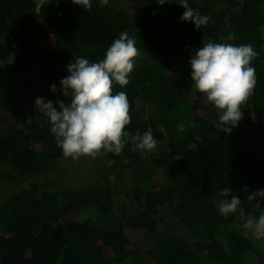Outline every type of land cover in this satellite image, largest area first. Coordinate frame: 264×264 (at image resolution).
Returning <instances> with one entry per match:
<instances>
[{
	"label": "trees",
	"instance_id": "trees-1",
	"mask_svg": "<svg viewBox=\"0 0 264 264\" xmlns=\"http://www.w3.org/2000/svg\"><path fill=\"white\" fill-rule=\"evenodd\" d=\"M157 2L92 0L85 10L72 0H0V179L27 180L0 201V264H264L236 215L218 211L229 187L259 215L247 196L264 188V154L256 158L239 143L242 124L264 134V0H189L209 18L199 30L180 21L179 4ZM121 35L139 52L129 84L112 86L113 94L127 93L129 136L119 155L104 158L113 169L132 168L141 157L131 149L151 127L153 162L168 165L170 175L167 187L132 188L133 214L108 185L63 189L38 180L63 154L36 98L68 103L59 84L67 66L102 60ZM209 42L250 43L258 53L255 87L230 134L213 127L221 110L191 79L190 53Z\"/></svg>",
	"mask_w": 264,
	"mask_h": 264
},
{
	"label": "clouds",
	"instance_id": "clouds-1",
	"mask_svg": "<svg viewBox=\"0 0 264 264\" xmlns=\"http://www.w3.org/2000/svg\"><path fill=\"white\" fill-rule=\"evenodd\" d=\"M74 4L89 10L92 0H72ZM108 0H100V5H107ZM160 6L171 3L169 0H158ZM184 12L181 22H191L196 29L208 23V17L198 8L190 6L189 0H178ZM233 39L232 36L228 37ZM139 55L135 40L121 35L106 50L105 56L98 62L87 58H76L67 66L68 75L59 81L60 91L68 99L49 100L43 97L35 100L34 107L50 124V132L55 138L57 147L65 158L78 159L80 156L95 158L101 149L119 155L129 132L124 131L130 122V104L126 92L113 94V83L121 87L129 84V73L134 70L135 58ZM258 55L252 44L235 45L231 43L203 44L190 53V74L195 89L204 93L207 101L221 110L218 121H212L213 127L225 134H230L243 117L241 105L246 102L255 87V68L251 65ZM50 91H58L56 84ZM183 132L185 126L178 125ZM167 135L166 129H158ZM157 141L153 130L148 128L138 136V142L131 149L144 155L156 148ZM225 197L218 204L222 216L236 215L245 229H255L264 233V188L248 194L249 201L256 202L259 215L246 212L242 199L233 194L229 187L220 191ZM230 197V199H227Z\"/></svg>",
	"mask_w": 264,
	"mask_h": 264
},
{
	"label": "rangeland",
	"instance_id": "rangeland-1",
	"mask_svg": "<svg viewBox=\"0 0 264 264\" xmlns=\"http://www.w3.org/2000/svg\"><path fill=\"white\" fill-rule=\"evenodd\" d=\"M169 2L171 3L165 5L177 3L178 0H169ZM14 57L15 55L12 59ZM136 58L134 63H136ZM148 113H152V109L148 108ZM148 113L145 114L146 117L150 116ZM241 127L245 130V135L239 146L248 149L254 157H261L264 154V134L257 128L246 126V124H242ZM106 153L107 151L101 149L95 158L87 155L80 156L78 159L62 156L57 162L52 163L50 170L38 180L52 183L56 180L58 184L64 186L63 189H79L86 186L104 187L108 185L115 194V202L124 206L129 214L136 213L139 210L136 204L133 203L132 188L148 189L154 186L167 187L170 184L168 165H155L153 162L154 157L150 152L144 155L140 154V160L132 168L127 169H113L107 166L104 158ZM0 173H2L1 170ZM25 184H27V180L10 184L0 179V201L14 193L21 187L20 185L24 186ZM183 232L187 238L190 236L187 230H183ZM242 233L249 237L258 249L264 251V233L245 228H243Z\"/></svg>",
	"mask_w": 264,
	"mask_h": 264
}]
</instances>
